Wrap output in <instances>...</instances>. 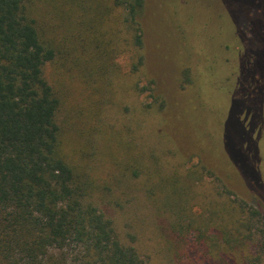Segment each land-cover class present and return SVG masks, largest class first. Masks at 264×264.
I'll return each mask as SVG.
<instances>
[{"label": "rangeland", "instance_id": "374dc122", "mask_svg": "<svg viewBox=\"0 0 264 264\" xmlns=\"http://www.w3.org/2000/svg\"><path fill=\"white\" fill-rule=\"evenodd\" d=\"M115 1L31 4L32 17L56 46L44 76L61 102L64 153L97 184L96 207L143 262L264 264V188L244 179L242 148L238 156L229 149L237 148L242 130H254L252 139L264 143V0H144L143 65L136 67ZM214 35L220 44L212 43ZM262 147L257 156L243 155L256 164L264 186ZM143 163L156 171L147 177L152 208L139 192ZM106 184L111 190H103ZM208 200L227 212L225 229L214 218V227L227 234L209 230ZM234 213L246 225L243 246L234 244L230 230ZM188 225L208 230L194 252L186 242L197 232L186 236ZM84 255L69 246L51 250L42 264H88Z\"/></svg>", "mask_w": 264, "mask_h": 264}, {"label": "trees", "instance_id": "16d2710c", "mask_svg": "<svg viewBox=\"0 0 264 264\" xmlns=\"http://www.w3.org/2000/svg\"><path fill=\"white\" fill-rule=\"evenodd\" d=\"M32 2L0 0V264H42L51 250L69 246L81 248L88 264H147L136 247L121 240L114 222L96 207L97 184L83 168L79 171L62 149L63 138L57 123L61 102L44 76L45 66L55 59L56 46L45 38L32 17ZM114 5L121 7L122 22L129 34L127 57L133 67L142 66L138 48L142 45L139 17L144 0H116ZM218 38L214 35L212 43L220 44ZM130 45L136 48L133 53ZM234 49L238 47L235 45ZM190 71L187 70V77L192 84ZM253 133L254 130L238 132L234 140L237 148L229 149L233 155L237 149L238 156L239 146L242 148L238 162L245 166L244 179L253 187L264 188L256 164L243 155L254 151L257 156L258 147L264 145L255 142L257 136L252 139ZM143 164L144 180L140 181L139 192L152 208L154 186L147 177L152 179L156 171L151 174L150 166ZM108 185L103 190H111ZM113 186L120 189V184ZM191 192L186 186V194ZM211 203L208 200L203 207L209 213L208 228L221 231L214 227L215 219L221 217V229H225L229 224L225 219L227 212ZM172 214L178 222V215ZM241 217L234 213L230 230L237 234L234 244L243 246L246 225ZM227 218L231 220L230 215ZM207 231L186 226V236L197 232L189 238L192 241L186 242L187 249L196 251L200 246L196 241ZM229 245L227 241L221 246Z\"/></svg>", "mask_w": 264, "mask_h": 264}]
</instances>
